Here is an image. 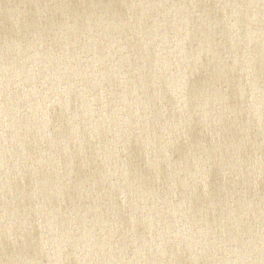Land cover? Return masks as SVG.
<instances>
[{
	"label": "water",
	"instance_id": "water-1",
	"mask_svg": "<svg viewBox=\"0 0 264 264\" xmlns=\"http://www.w3.org/2000/svg\"><path fill=\"white\" fill-rule=\"evenodd\" d=\"M0 264H264V0H0Z\"/></svg>",
	"mask_w": 264,
	"mask_h": 264
}]
</instances>
